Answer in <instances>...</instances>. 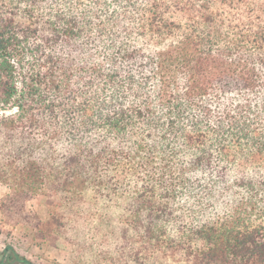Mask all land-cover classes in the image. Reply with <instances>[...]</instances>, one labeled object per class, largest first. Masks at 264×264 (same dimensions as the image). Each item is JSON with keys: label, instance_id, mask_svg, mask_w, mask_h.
I'll return each mask as SVG.
<instances>
[{"label": "trees", "instance_id": "trees-1", "mask_svg": "<svg viewBox=\"0 0 264 264\" xmlns=\"http://www.w3.org/2000/svg\"><path fill=\"white\" fill-rule=\"evenodd\" d=\"M0 179L125 201L113 264H264V0H0Z\"/></svg>", "mask_w": 264, "mask_h": 264}, {"label": "rangeland", "instance_id": "rangeland-1", "mask_svg": "<svg viewBox=\"0 0 264 264\" xmlns=\"http://www.w3.org/2000/svg\"><path fill=\"white\" fill-rule=\"evenodd\" d=\"M9 192L8 183L0 179V252L10 245L36 264H113L98 257L94 245L98 236L109 229V217L118 216L126 206L125 201L120 203L121 208H106L101 199H91L90 194L84 201H66L62 193L53 192L48 184L31 194L24 201L25 209L18 211L1 207ZM101 213L106 219L99 222ZM52 217L57 219L54 220L57 231L47 233L43 231L47 227H37ZM11 256L6 264H21Z\"/></svg>", "mask_w": 264, "mask_h": 264}]
</instances>
